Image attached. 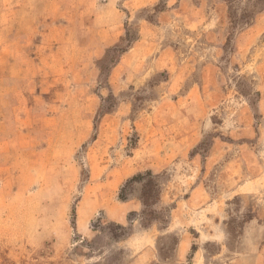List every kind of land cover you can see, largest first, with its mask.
<instances>
[{
    "label": "rangeland",
    "instance_id": "1",
    "mask_svg": "<svg viewBox=\"0 0 264 264\" xmlns=\"http://www.w3.org/2000/svg\"><path fill=\"white\" fill-rule=\"evenodd\" d=\"M0 264H264V0H0Z\"/></svg>",
    "mask_w": 264,
    "mask_h": 264
},
{
    "label": "trees",
    "instance_id": "2",
    "mask_svg": "<svg viewBox=\"0 0 264 264\" xmlns=\"http://www.w3.org/2000/svg\"><path fill=\"white\" fill-rule=\"evenodd\" d=\"M134 179H135V178H134ZM134 179H133V180H134ZM120 200H121V201H123V202H124V201H126V200H125V199H123V198H121Z\"/></svg>",
    "mask_w": 264,
    "mask_h": 264
}]
</instances>
